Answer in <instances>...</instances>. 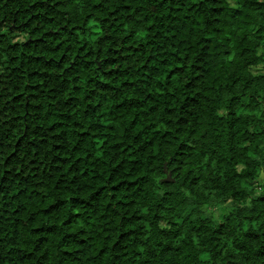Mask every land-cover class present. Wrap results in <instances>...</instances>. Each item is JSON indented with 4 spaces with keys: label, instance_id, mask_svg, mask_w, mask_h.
I'll use <instances>...</instances> for the list:
<instances>
[{
    "label": "trees",
    "instance_id": "16d2710c",
    "mask_svg": "<svg viewBox=\"0 0 264 264\" xmlns=\"http://www.w3.org/2000/svg\"><path fill=\"white\" fill-rule=\"evenodd\" d=\"M262 175L264 0H0V264H264Z\"/></svg>",
    "mask_w": 264,
    "mask_h": 264
},
{
    "label": "rangeland",
    "instance_id": "374dc122",
    "mask_svg": "<svg viewBox=\"0 0 264 264\" xmlns=\"http://www.w3.org/2000/svg\"><path fill=\"white\" fill-rule=\"evenodd\" d=\"M263 178H264V176L262 175L261 178L259 179V184H261L263 182ZM226 209H227L226 206H220V207L212 209L211 212L215 218H218L219 216H221L227 212Z\"/></svg>",
    "mask_w": 264,
    "mask_h": 264
}]
</instances>
